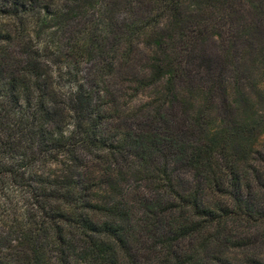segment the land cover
Segmentation results:
<instances>
[{
  "label": "trees",
  "instance_id": "trees-1",
  "mask_svg": "<svg viewBox=\"0 0 264 264\" xmlns=\"http://www.w3.org/2000/svg\"><path fill=\"white\" fill-rule=\"evenodd\" d=\"M0 264H264V0H0Z\"/></svg>",
  "mask_w": 264,
  "mask_h": 264
},
{
  "label": "rangeland",
  "instance_id": "rangeland-1",
  "mask_svg": "<svg viewBox=\"0 0 264 264\" xmlns=\"http://www.w3.org/2000/svg\"><path fill=\"white\" fill-rule=\"evenodd\" d=\"M135 60H136V62L138 64V66L143 62L142 58H141V53L136 55ZM134 65H135V63H134ZM116 72H118V75L116 76V78L113 81L115 86H117L118 81L123 78V73L130 72V69L129 68H125L124 66L120 65V67L117 68Z\"/></svg>",
  "mask_w": 264,
  "mask_h": 264
}]
</instances>
